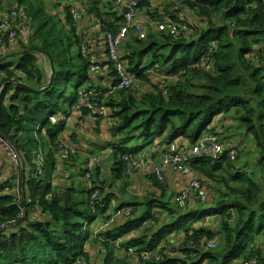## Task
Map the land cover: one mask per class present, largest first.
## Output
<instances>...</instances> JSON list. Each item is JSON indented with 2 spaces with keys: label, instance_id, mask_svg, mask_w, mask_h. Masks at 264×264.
Instances as JSON below:
<instances>
[{
  "label": "trees",
  "instance_id": "1",
  "mask_svg": "<svg viewBox=\"0 0 264 264\" xmlns=\"http://www.w3.org/2000/svg\"><path fill=\"white\" fill-rule=\"evenodd\" d=\"M25 1L14 0L15 9L5 14L21 13ZM182 1L185 18L188 14L183 7L194 14L195 21L188 20L192 32L178 39L156 29H150L143 39L129 33L122 57L128 61V69L136 75L134 82L140 88H124L106 101L110 113L106 119L111 120L109 129L113 137H119L118 142L107 145L113 149L114 175L123 179L130 175L124 156L142 150L140 146L126 145L133 138H162L155 145L158 154L157 146L174 141L192 146L204 132L222 135L223 144L228 140L230 146L226 145L220 158L199 156L189 162L199 178L217 184L215 191L211 187L218 195L212 200L214 205L203 206L206 204L196 201V209L184 211L176 204L170 206L168 200L157 199L154 204L159 201L169 217H176L172 222L165 223L160 214L156 227L140 230L143 221L153 218L152 212L140 218H133V212L125 225H111L104 231L92 228L98 218L107 220L111 216L109 211L116 213L126 206L111 205L115 194L108 191L110 183L99 166L94 167L89 181L84 179L86 164L69 175H58L61 177L58 179L55 172L59 140L66 121L53 123L51 116L76 113L80 122L90 117L85 109L82 114L74 109L81 98L80 88L106 87L95 82L97 77L89 71L91 61L83 55L81 46L99 45L98 40L105 32L116 34L124 23L123 13L116 11L115 0L104 4L89 0L86 12L99 21L100 30L83 33L74 17V5L59 0L56 2L59 10L40 20L36 28L27 23L23 13L20 20L13 22L17 26L25 25L30 31L27 41L22 38L20 26L15 43L10 42L8 34L0 35V59L7 56L0 62V85H3L0 132L22 154L15 175L0 180V226L15 222L11 228L0 230V264H74L78 258L93 264L89 252L91 241L114 243L135 230L142 234L121 245L127 251L134 249L142 264H232L239 259L245 262L257 259L256 264H264V0ZM140 2V10H144L148 20L161 19L158 4L152 0ZM33 46L43 53H16ZM208 57L216 68L215 73L204 66L203 60ZM105 64L109 65L106 74L109 82L115 81L112 62L107 60L102 63ZM51 66L54 79L47 87ZM14 79L19 83L13 82ZM199 79L204 83L197 84ZM74 80L77 83L70 90ZM144 83L148 88L141 92ZM194 88L200 89L194 91ZM95 122V128L101 124V120ZM235 127L253 140L252 166L240 161L246 146L241 140H233ZM231 148L239 151L236 159L229 156ZM39 152L43 159L36 162L33 157ZM78 155L72 154L64 160L63 168L74 164ZM22 170L28 210L25 218L21 206ZM150 177L153 184L164 188L165 184L154 174ZM96 190L100 194L92 198ZM208 214L220 215L216 230L205 224H193ZM174 231L184 232L179 246L166 243L167 234ZM216 236L222 238L220 246L206 249L203 243L216 240ZM146 249L157 250L163 259L144 261L141 252ZM192 254L195 256L191 257Z\"/></svg>",
  "mask_w": 264,
  "mask_h": 264
},
{
  "label": "built area",
  "instance_id": "2",
  "mask_svg": "<svg viewBox=\"0 0 264 264\" xmlns=\"http://www.w3.org/2000/svg\"><path fill=\"white\" fill-rule=\"evenodd\" d=\"M141 0H115V8L116 11L123 13V26L121 29L115 34L113 32H105L100 36L99 45H101V49H104L107 60L111 61L116 72V80H112L107 84L106 89L100 88H92L90 86L85 87L80 91L81 98L74 106L75 111L78 114H82V110H86L89 113V116L92 117L93 121L98 120H106L109 116V108L106 105V101L110 98V96L114 95L117 91L124 90V88H129L133 85L136 75L132 73L128 69V61L122 57V48L129 35L130 32H134L139 39H143L147 36L150 29L167 31L174 38H177L180 35H186L188 32H192L193 29L189 26V21L185 18L183 12L181 11V7L183 6L182 0H176L174 5H170L167 8L163 7L161 13V19L159 21L154 20H143L138 17L140 13V2ZM126 7V11L124 8ZM165 8V9H164ZM22 14L13 11L12 14L1 15L0 18V35L1 33L8 34V38L10 42H17V35L19 33V25L17 26L13 23L17 18L21 19ZM75 19H79L81 17V12L78 10H74ZM175 17V18H173ZM97 42V39H94ZM2 38H0V43ZM83 55L86 58H89L91 64L89 66V71L91 74H103L105 70L109 67L108 64L102 65L103 62L97 58L96 53L92 50L94 48V43L89 45V43L82 44ZM204 66L211 73H215L216 68L213 66V63L210 61V58H205L203 60ZM3 88V85H0V92ZM73 109V110H74ZM67 114H63L61 116L52 115L51 120L53 123H57L60 120L67 121ZM59 149L61 151L59 159L66 160L73 153H77L76 147L71 140L64 139L60 137ZM158 156H161V162H153L150 158L149 165L147 167H143V153H127L124 156V160L127 162L128 172L132 174L135 171L140 169H150V172L156 176V178L163 183L165 181V171L168 168L173 167L177 173L179 174H187L193 172L191 167L189 166V162L194 157L199 156H207L212 159L220 158L224 151L226 150V146H224L221 141L220 135L204 132L199 140L192 146H183L182 144H178V142L174 141L170 144H167L162 147H158ZM0 150L5 153L9 162L16 167L22 160V154L19 152L16 145H14L9 139H7L4 134L0 133ZM238 149L231 148L229 152V156L232 159H235L238 156ZM237 155V156H236ZM43 159V155L41 152L36 153L33 157V160L39 162ZM96 158L93 157L86 165V172L84 177L85 180L89 181L93 171L95 170V165L97 163ZM188 185L183 188L180 192H178L174 198L173 203H175L179 208H187L190 206L191 201L194 197L197 198L199 203H207L210 194V187L205 188L204 184L199 179H190L187 183ZM100 194L99 190H96L92 196V198L97 197ZM111 204L116 206L114 201H111ZM133 213L132 207L120 208L115 212L111 213V216L107 220H102L99 230H107L116 220L118 216H131ZM234 216V212H232ZM153 218H148L141 224L140 230H146V228H154L158 223L156 221L157 218L160 217V211L158 209H154L152 211ZM14 221L10 222L7 225H1V229H7L14 226ZM115 243L120 246L122 243L121 239H116ZM192 248L196 247V244L191 243ZM203 246L206 249H213L218 246V243L214 239L207 240L203 243ZM129 252L136 253L134 249L128 248ZM157 250H148L141 252V258L144 261L151 260V258H157L158 260H162V256L156 252ZM195 254H192L191 257H194ZM257 259H252L250 262L242 259L239 261H235L232 264H256ZM74 264H91L88 263L87 260L83 258H78Z\"/></svg>",
  "mask_w": 264,
  "mask_h": 264
},
{
  "label": "crops",
  "instance_id": "3",
  "mask_svg": "<svg viewBox=\"0 0 264 264\" xmlns=\"http://www.w3.org/2000/svg\"><path fill=\"white\" fill-rule=\"evenodd\" d=\"M89 0H62L63 4H68L71 3L74 5L76 10L81 12V17L79 19H76L77 22L80 24V30L83 31V33H94L98 30H100V24L99 21L88 15L86 12V6L88 4ZM101 4H104L105 1L107 0H99ZM154 4H158V12L162 11V8L167 5L170 0H152ZM84 7V8H83ZM165 9V8H164ZM57 11H54L56 13ZM64 16L62 13L61 18ZM138 17L143 20H148L150 19L147 14L144 12V10H140V13ZM188 17V15H187ZM64 20V17H63ZM195 21V20H194ZM30 24V23H29ZM22 27L21 33H22V38L27 41L28 36L30 34V31L27 30V27L25 25H19ZM95 35V34H93ZM95 53L97 58L101 62L107 61L106 54L104 52V49H101V45H94V48L92 49ZM52 67V66H51ZM51 67L48 68V72L50 74L51 72ZM108 69L105 70V72L101 75H93L94 77H97L95 79V82L98 83L101 87H106L108 82H109V77L106 75ZM68 114V119L66 121V126L64 130L62 131V134L60 137L64 139L71 140L77 150V153L79 155L76 157L75 163L72 164L68 169H58L57 166V172H55V175H69L71 172H73L75 169H79V166L85 168V164L90 161L91 158L95 157V153H98V151H101V149H104L108 146V148H112L111 146L107 145L109 143H114L118 142L119 137H113L112 132L110 131V125H111V120L106 119L101 121V124L94 129L95 131H98L97 133L100 135V140L97 142H94L95 135L92 134L93 127L91 125H94L96 123L93 121L90 117L86 119H82V121H79V117L77 116L76 113H71V115ZM72 117V118H71ZM70 121V124L68 122ZM95 128V125H94ZM91 129V130H90ZM162 138H159L161 140ZM159 140H155L154 144L157 145L159 143ZM90 142L89 146L88 143ZM77 142V143H75ZM139 147V145H137ZM103 151V150H102ZM156 148L154 145H151L150 149L146 151V153H150L151 157L157 162L158 160V154H156ZM85 156V157H84ZM86 158V160H83ZM114 163V162H113ZM80 164V165H79ZM113 167V166H112ZM110 168V173L108 174L107 171L104 168L102 169L103 177L105 180L109 181L108 185V191L113 192L115 195H113V199L115 200V204H121L123 206H128L132 207L133 212H134V217L140 218L144 217L148 214L149 211H153L154 209H158L161 214L162 220L166 223V219L168 221L172 222L173 219L172 217H169L167 214V211L165 208H162L159 201H156L157 203L154 204L153 202L157 199L163 200L162 198L164 196H169L170 199V206L173 204V196L175 193L180 191L184 186H187L189 180L191 179L190 174H178L173 172L170 168L167 169L166 171V178H165V186L162 189L160 186L153 184V181L150 177V172L149 169H144L143 171H135L132 175H128V180L125 182L123 179H118L114 175L113 168ZM100 168V167H99ZM17 169V166L14 167L6 157L5 153L0 150V178H9L15 175V171ZM108 169V170H109ZM70 170V171H69ZM69 171V172H68ZM78 171V170H77ZM23 172L25 174V171L22 170L21 173V179L24 177ZM64 172V173H62ZM108 174V175H107ZM111 177V178H110ZM58 179H61L60 176H58ZM24 182V181H23ZM60 182V181H59ZM62 182V181H61ZM21 188V194L23 193L24 188ZM167 201V200H163ZM196 205V204H195ZM194 206V205H193ZM212 205H210L211 207ZM115 207V206H114ZM190 207V206H188ZM193 208V207H191ZM113 213V210L109 211V214ZM129 216L124 217V216H118L115 220V222L112 225H125L128 221ZM102 218H98L97 221L95 222V227H99V225L102 222ZM167 221V223H168ZM96 224H98L96 226ZM156 227V226H155ZM160 226H158L159 228ZM98 229V228H97ZM183 231L179 232H171L167 234L166 237V243L168 245L172 244L174 246H179L181 242H183ZM142 232L140 230H135L122 238V245L125 246L127 245L128 240L131 238L135 237L136 235H140ZM149 235V234H148ZM91 246H90V260L93 264H142L138 257L136 256L137 253H131L129 250L125 247L117 246L114 243H109V244H101V243H96L95 241H91ZM165 244V243H163Z\"/></svg>",
  "mask_w": 264,
  "mask_h": 264
},
{
  "label": "rangeland",
  "instance_id": "4",
  "mask_svg": "<svg viewBox=\"0 0 264 264\" xmlns=\"http://www.w3.org/2000/svg\"><path fill=\"white\" fill-rule=\"evenodd\" d=\"M59 1V0H26L24 3L21 4V7H20V10L22 11L21 14L23 13L24 17H25V20L27 21V23H30V25L33 24V28H36V26L39 24V21L40 20H44L45 17H49V15H51L54 11H56L59 6L58 4H56V2ZM175 2V0H171V2L166 5L167 7L171 4H173ZM63 3H64V0H63ZM16 3L14 2V0H0V16L5 14V13H9L10 11L14 10L16 5ZM184 5V3H183ZM183 9L185 10V12L188 14V17H186L187 20H190V22H193L194 21V14L192 13V11L189 9V8H184ZM59 10V9H58ZM37 11V15L34 17L35 13ZM190 16V17H189ZM82 47V46H81ZM156 72V71H155ZM158 72V71H157ZM160 73V72H159ZM200 80V79H199ZM77 83V80H74L73 83L71 84L70 86V90H74L73 89V84ZM204 83V80H200L197 84H203ZM147 84L144 83V88L142 89H139V91L143 92L144 90H146V88L148 87H145ZM131 88H134L135 90L138 88H140L139 84L134 82L133 86H131ZM68 89V90H69ZM80 89H83V86L80 88ZM200 88L196 89L194 88L193 90L194 91H198ZM81 91V90H80ZM72 118V117H71ZM68 124H70V121L68 122ZM93 124L95 125V123L93 122ZM94 125H91L93 127V129L91 131H93L92 134L95 135V139L94 142H97L100 140V135L97 133L98 131H95L94 129ZM236 125V124H235ZM237 132H235V137H232L234 138L233 140L234 141H243V143L245 144L246 147L243 146V149H246V151L242 152V156H241V159L240 161H243L242 163L244 162H248L249 164L253 163L254 162V157H255V154H254V151H255V147L253 146V140H251L250 136L248 135H244V132H242L241 130H239L238 128L235 127V129ZM220 137H222V135H220ZM157 138V137H155ZM153 137H149V138H146V137H136V138H133L131 140L128 141V143H126L127 146H130V147H137V145H139L141 147V152L140 153H143V156L142 159H143V167H147L149 165V162H150V158L153 160V162H156L152 157H151V154L150 153H146L147 150L150 149L151 145H154V141L155 140H159V138L155 139ZM155 139V140H154ZM224 141V140H223ZM226 141V140H225ZM91 141H89L88 143V146L90 144ZM227 143H224V145L226 146H230L229 141L227 140L226 141ZM242 143V144H243ZM110 146V145H109ZM239 146V145H238ZM240 147V146H239ZM242 147V146H241ZM103 150V151H102ZM60 151V149H59ZM113 149L112 148H108V146L104 149H101V151H98V153H95V158H96V162L97 163L95 166H99L100 168H104L107 173L109 174L110 173V170L109 167L111 168L113 166V162H114V155L112 153ZM248 151V152H247ZM60 154H61V151L59 153V157H60ZM73 154H76V153H73ZM237 156V155H236ZM85 157V156H84ZM236 159V158H235ZM76 160V159H75ZM83 160H86V158H84ZM63 161L64 160H61L59 159V162H58V169H64L62 164H63ZM158 164L161 162V156L158 157V160H157ZM156 162V163H157ZM21 163H22V160L21 162L19 163V165H17V169L21 166ZM253 164H251L252 166ZM70 169V168H69ZM109 169V170H108ZM169 169V168H168ZM173 172L177 173V171L171 167L170 168ZM77 171V169H75ZM144 169H140L138 171H143ZM150 170V169H149ZM70 171V170H69ZM167 171V169H166ZM166 171H165V177H166ZM222 173H225L223 171H219ZM135 173V172H133ZM132 173V174H133ZM107 174V175H108ZM130 174V175H132ZM179 174V173H178ZM187 174H190L191 175V179H201L202 183L204 184V187L205 188H214V191L215 189L217 188V184L216 183H206V180L203 179V177H198V175L195 173V172H191V173H187ZM181 175V174H180ZM111 178V177H110ZM84 179H86L84 177ZM128 180V177H124L123 180L126 182ZM0 180H2L0 178ZM86 181V180H85ZM166 181V180H165ZM163 182L164 184L166 182ZM186 186H184L183 188H185ZM182 188V189H183ZM181 189V190H182ZM180 190V191H181ZM178 191V192H180ZM214 191H211L209 189V194H210V197L207 201V203H204L206 205H203V206H210V205H214L212 203V200L214 199V196L218 197V195L216 193H214ZM177 192V193H178ZM175 193L174 196L177 194ZM173 196V198H174ZM163 200H169L170 197L169 196H164L162 198ZM197 198L194 197L193 200L191 201L190 203V207H187V208H184V211H189L191 209H196V206L195 204H197ZM212 203V204H210ZM199 204V203H198ZM112 205V204H111ZM194 205V206H193ZM173 206V205H172ZM193 207V208H191ZM25 214V210H24V213L23 215ZM28 214V213H27ZM196 215V214H195ZM193 214V216H195ZM176 218V217H175ZM35 219V218H34ZM168 219H166L165 221H167ZM221 222L220 220V215L218 214H214V215H210L208 214L206 217H204L202 220H194L193 221V224L196 225V226H200L201 224H205L209 227H212V229L216 230V227L219 226V223ZM192 224V223H191ZM95 225V224H94ZM92 226V228L94 229L95 226ZM98 224H96L97 226ZM100 226V225H99ZM94 234H92L93 236ZM94 237V236H93ZM217 238L216 241L218 243V245L220 246V242H221V239L219 236H216ZM218 247V246H217Z\"/></svg>",
  "mask_w": 264,
  "mask_h": 264
},
{
  "label": "water",
  "instance_id": "5",
  "mask_svg": "<svg viewBox=\"0 0 264 264\" xmlns=\"http://www.w3.org/2000/svg\"><path fill=\"white\" fill-rule=\"evenodd\" d=\"M127 9H126V7L124 8V11H126ZM32 51H39L40 53H43L42 52V50L39 48V47H37V46H33V47H31V48H28V49H23V50H20V51H17L16 53L17 54H28V53H31ZM7 56H5V57H3V58H1L0 59V62L1 61H3L5 58H6ZM50 81H49V83L47 84V87L49 86V85H51V82L53 81V79H54V72H53V67H51V72H50ZM13 82H16V83H19V80L18 79H14V80H12ZM1 133V132H0ZM23 175H24V172H23ZM23 178V177H22ZM21 186H22V188H24V182H23V179H22V181H21ZM26 190H25V188H24V190H23V193H22V200H21V206L24 208V210H25V214L23 215V217L22 218H25V216H27V213H28V210H27V208L25 207V199H26Z\"/></svg>",
  "mask_w": 264,
  "mask_h": 264
},
{
  "label": "clouds",
  "instance_id": "6",
  "mask_svg": "<svg viewBox=\"0 0 264 264\" xmlns=\"http://www.w3.org/2000/svg\"><path fill=\"white\" fill-rule=\"evenodd\" d=\"M67 115H68V114H67ZM127 207H128V206H127ZM127 207H124V208H127ZM132 215H133V214H132ZM132 215H131V216H132ZM129 217H130V216H129Z\"/></svg>",
  "mask_w": 264,
  "mask_h": 264
}]
</instances>
